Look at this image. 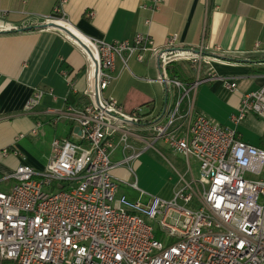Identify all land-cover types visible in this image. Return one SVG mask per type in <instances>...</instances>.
Returning <instances> with one entry per match:
<instances>
[{"label":"built area","instance_id":"1","mask_svg":"<svg viewBox=\"0 0 264 264\" xmlns=\"http://www.w3.org/2000/svg\"><path fill=\"white\" fill-rule=\"evenodd\" d=\"M164 1L152 0L151 10ZM65 2L58 0L47 23L77 33L64 17ZM77 34L87 51L66 38L84 56L89 103L47 109L53 126L69 125L68 136L52 140L43 170L21 164L0 179L12 182L7 191L0 190V264H264V150L195 107L202 84L219 80L229 92L236 90L235 81L211 73L220 58L202 46H179L176 35L157 47L141 34L132 43ZM147 58L157 61L155 81L165 98L161 110L144 105L126 111L104 97L116 61L128 69L131 59ZM181 64L191 72L182 80L172 74ZM64 78L72 90L71 74ZM44 95L35 91L23 112L32 113ZM249 115L264 120V86L242 97L230 121L236 127ZM41 126L36 122L31 134ZM157 145L181 156L187 171L190 159L196 161L198 180L182 176L181 188L169 199L140 192L146 200L131 202L119 195L123 182L111 171L148 150L159 153ZM116 150L123 158L112 163Z\"/></svg>","mask_w":264,"mask_h":264},{"label":"crops","instance_id":"2","mask_svg":"<svg viewBox=\"0 0 264 264\" xmlns=\"http://www.w3.org/2000/svg\"><path fill=\"white\" fill-rule=\"evenodd\" d=\"M57 2L0 0V179L9 177L21 164L36 170L45 168L51 145L46 150L48 154L36 150L33 156L30 149L36 148L24 146L22 140L26 133L33 136L32 124L36 122L53 128L52 140L58 138V130H70L65 122L53 126L45 114L47 109H80L89 103L84 94L87 77L83 54L65 34L44 29ZM151 5L152 0H66L63 11L73 29L90 39L132 43L141 34L161 47L176 35L178 45L183 48H206L222 61L212 65L211 73L235 81L237 87L229 92L219 80L200 85L196 109L214 123L235 129L244 143L264 150V120L249 115L236 127L230 121L242 97L264 86V0H165L157 11H152ZM181 66H186L184 71L191 76L185 64L174 69ZM151 70L154 77L150 76ZM65 74H71L72 90L66 85ZM156 75L155 58L142 63L131 59L128 69H122L116 61L103 95L115 99L126 111L144 105L159 111L165 98L162 87L155 81ZM35 91H43L45 95L40 105L26 114L23 106ZM20 135L23 138L16 140ZM4 149L9 150L7 156L1 154ZM116 151L121 155L120 150ZM119 167L123 166L114 170ZM113 177L125 184L123 179ZM1 185L9 189L12 182ZM133 185L137 189L136 183L129 188ZM120 190L118 194L125 196Z\"/></svg>","mask_w":264,"mask_h":264},{"label":"rangeland","instance_id":"3","mask_svg":"<svg viewBox=\"0 0 264 264\" xmlns=\"http://www.w3.org/2000/svg\"><path fill=\"white\" fill-rule=\"evenodd\" d=\"M129 67L131 71L135 72L130 64ZM150 76H155L152 70ZM158 77L159 76L156 75V79H158ZM32 127H34V124H32ZM68 133V128H65L64 131L58 130L57 137L58 139H65ZM53 136V128L46 124L37 130L36 137L26 133V138L22 140V144L24 146L27 145L36 148L30 149V153L33 156H36V150L48 154L47 151L50 148ZM156 149L160 154L152 149L148 150L128 166L121 165L123 167L111 171L112 176L114 175L125 181V184H119V189L121 188L120 191L123 192L131 202L140 200V191L145 197L156 196L161 199H169L175 191L181 188L180 180L182 176H184L186 181H190L191 179L198 180L199 178V167L196 161L190 159V171H187L186 162L181 156L170 152L161 145H157ZM122 158L119 152L116 151L113 155L112 162H118L122 160ZM248 178L258 179V177L251 176ZM132 183H136L137 189L129 188ZM7 188L8 187H5V185L0 186V190L3 191H7ZM141 201L144 202L145 198H142Z\"/></svg>","mask_w":264,"mask_h":264},{"label":"water","instance_id":"4","mask_svg":"<svg viewBox=\"0 0 264 264\" xmlns=\"http://www.w3.org/2000/svg\"><path fill=\"white\" fill-rule=\"evenodd\" d=\"M44 29H52L65 34L71 41H74L85 51H87L86 47L80 42V40L73 33H71V31H69L66 27H63L62 25L56 23H46V25H44ZM74 132H78V128H75Z\"/></svg>","mask_w":264,"mask_h":264},{"label":"trees","instance_id":"5","mask_svg":"<svg viewBox=\"0 0 264 264\" xmlns=\"http://www.w3.org/2000/svg\"><path fill=\"white\" fill-rule=\"evenodd\" d=\"M186 66H184V67H180V68H178L177 70L176 69H174L173 70V76L175 77V78H178V79H180V80H182V79H184L185 77H186V75L188 76V74L184 71V68H185ZM186 69V68H185ZM188 71H190L189 69H187ZM187 80H191V78H189V79H187Z\"/></svg>","mask_w":264,"mask_h":264},{"label":"bare ground","instance_id":"6","mask_svg":"<svg viewBox=\"0 0 264 264\" xmlns=\"http://www.w3.org/2000/svg\"><path fill=\"white\" fill-rule=\"evenodd\" d=\"M74 34V33H73ZM75 35V34H74ZM77 37V36H76ZM79 39V38H78ZM81 40V39H80ZM83 42V40H81Z\"/></svg>","mask_w":264,"mask_h":264}]
</instances>
